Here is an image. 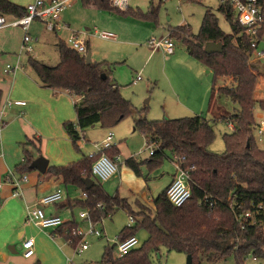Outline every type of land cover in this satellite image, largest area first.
I'll list each match as a JSON object with an SVG mask.
<instances>
[{"label": "trees", "instance_id": "trees-1", "mask_svg": "<svg viewBox=\"0 0 264 264\" xmlns=\"http://www.w3.org/2000/svg\"><path fill=\"white\" fill-rule=\"evenodd\" d=\"M82 3L116 12L118 16L143 19L153 25L156 24L159 11L151 5L146 13L129 7L119 11L111 7L107 0H82ZM260 4L264 14V0H260ZM217 12L225 16L232 34L226 35L219 29L216 15L209 8L204 12L197 35L192 34L188 26L170 30L171 35L172 32H185L187 37L181 41L188 47V54L213 73L214 81L208 102L210 119L202 115L170 120L147 119L145 108L136 110L129 100L122 97L119 86L106 74L104 63L86 64L85 57L73 51L66 40L57 39L55 43L59 56L57 65L49 66L28 59V64L44 87L67 91L78 97L79 100L74 104L76 122L64 125L76 149L86 129L97 124L102 128H114L124 119L137 115L134 129L147 143L157 144L145 163L159 165L164 152L168 151L170 162L177 161L188 172L190 199L180 207H173L167 201L164 190L154 200L151 216L145 209V213H133L124 199L107 195L91 177V165L102 153L110 158L119 154L115 146L91 157L83 156L79 162L69 166L50 168L49 173L60 177L64 183L83 188L87 197L80 205L88 211L93 222L118 209L133 218L135 225L124 227L119 233V241L135 236L139 228L147 233V240L138 249L115 261L111 257L112 249H105L102 260L107 264H150L148 253L157 252L160 247L169 252L190 255L192 264H202L203 261L214 264L223 261L228 255L235 256L236 264H242L243 258L250 253L259 258L264 257V148L256 145L252 134L256 125L254 109L264 112V100L253 97L257 78L264 77V66L259 71L255 65L249 64L252 54L250 38L232 22L230 7L226 4L219 6ZM24 13L25 8L9 0H0V15L21 17ZM263 34L264 27L258 32L257 38L261 39ZM209 42L220 43L222 52L206 54L204 46ZM222 76L233 78L234 85L218 88V96L229 100L236 110L230 114L220 110L219 114H212V101L217 82ZM219 121H231L235 132L222 135L224 150L215 153L209 148L215 140L214 126ZM31 162L32 158L26 156L21 165L26 167ZM140 165L132 158L125 161V166L137 176H140ZM85 178L94 181L89 189L82 183ZM204 197L214 203L212 207L208 206V202L200 204ZM98 204H102L104 209L99 210ZM258 205L263 207L259 214L255 213L260 227L240 230L230 206L240 211H253ZM76 226L69 223L57 228L71 246H75L78 240L64 235V232Z\"/></svg>", "mask_w": 264, "mask_h": 264}, {"label": "crops", "instance_id": "crops-1", "mask_svg": "<svg viewBox=\"0 0 264 264\" xmlns=\"http://www.w3.org/2000/svg\"><path fill=\"white\" fill-rule=\"evenodd\" d=\"M9 1L17 6L25 8L34 0ZM83 6L89 11H93L103 17L104 21L109 19L108 21L111 23L114 19L119 18L117 15L115 16L113 12L101 10L94 5L86 6L83 4ZM4 17L7 20H12L14 18L13 16ZM64 21L66 20L61 17L62 24L69 29V25L64 24ZM110 23L108 22V24ZM145 25L152 28L153 31H151V33L154 32L153 24H151V26L149 22H146ZM103 26L110 28V25ZM181 26L188 25L182 24ZM20 32L15 30V28H13V30L10 28L0 29V110L3 113L4 122V126L0 132V179H3L8 174H13L16 178H20L22 176L27 177L26 182L22 184L21 197L12 196L13 187L9 184L5 183L3 188L0 190V264H65L66 257H72L74 260L75 257L81 256V254L85 251L81 254H76L74 252V246H71L66 242L65 238L58 233L57 228L42 231L35 225L26 223V207L39 206L38 201L42 197L60 189L62 191V198L59 202L39 207L42 208L45 215L57 216L64 222L65 225L69 223L76 224L77 220L74 216L75 209L79 208V213H81L82 209H84L80 205L85 202V199L82 197V193H84L83 188L64 183L60 177L49 173L50 168L66 167L79 162L85 155L89 156L97 153L93 144L100 143L106 137L107 133H104V137L102 136L103 139L100 142H91L92 139H90V137L92 130L90 128L92 127H90L88 128L89 130L86 129L84 131L81 140L77 143L78 149L73 146L70 137L64 129V125L69 122H76L74 109L75 98L67 91H55L48 89L39 82L34 71L28 64V59L32 58L36 60L35 57L33 58L32 56H27V58L21 59L22 54H20V46L23 33L22 31ZM65 32H68L69 34V31ZM84 34L86 35L87 48L88 53H90L91 61L92 63L96 62L92 59L87 34ZM51 35L54 39V45L57 39L63 40L61 37H58L57 34ZM170 35L171 33L168 32V34L166 33V35L158 37L157 39L169 36L174 43L175 39L171 38ZM115 39L116 36L113 39L108 40H113L117 43L118 41ZM148 49L150 53H148L149 55L147 59H150L151 61L156 54L155 52L160 50H156L154 52L151 51L149 47ZM186 51L188 53V47ZM163 55L165 56L163 59V71H166V67L169 64V70L172 72L171 74L169 71H166V74L169 77L164 73L171 88L169 91L170 96L168 101L169 111L166 115L170 119L182 116L189 117L202 115L206 109L205 118L210 119L211 112L209 111L208 104H206V95L204 96L205 103L204 100L200 103L198 102L193 104L192 106H190V101L189 105L181 103L182 98L188 101V97L185 96V94L179 93L181 92V88L174 85L171 80V76L175 74L177 66V52L175 51V44L172 54L166 55L163 53ZM190 59L195 60L193 58ZM15 65L19 66V69L5 73L7 66H11L13 68ZM263 79L264 78L262 77L260 80ZM136 81H141V79ZM14 102H23L24 105L15 106L13 104ZM7 103H11V105H7ZM135 109L140 110L137 108ZM224 114L228 113L224 112ZM253 115L256 123L261 118H264V112L258 108L254 109ZM136 118L137 115H133L124 119L118 126H116L112 142L119 151L117 172L110 179L103 181L102 184H99L107 195L112 197L117 196L120 199H124L133 213L138 214L141 212L142 208H154V200L152 201V206H149L150 204L148 205V203H146V205L143 201L146 198L145 189L148 185L146 184V179L142 178L141 171L140 176H137L127 166L122 167V159L125 161L129 158L134 159L132 155H129L128 157L122 156V146L125 142H121L123 140L128 141L127 138L130 133L138 132L134 129V120ZM152 118L156 117L150 116V119H147L153 120ZM141 138L145 141L143 136ZM88 144L91 145L90 148H87ZM126 149L130 150L131 148L126 147ZM83 150H86L87 153ZM26 156L32 158V162L38 157L45 158L48 161L45 173H39L37 170L31 169V164L26 167L22 166L21 164ZM169 172L170 175H168L164 190H166L173 179V165ZM80 197L82 200L77 199ZM79 213L78 219L81 220L79 218ZM110 216L111 214L107 217ZM102 231L104 234L103 238H105V229L103 226ZM50 235H53V237ZM118 237L116 240H109L106 242L109 244L114 241L113 244L115 245ZM29 238L34 240V255L30 259H24L20 253L21 244ZM103 238L101 237L99 239ZM69 246L73 250L72 255H67V253L62 251L65 247ZM112 246L110 248L114 249ZM139 247L140 246L138 244L136 249ZM57 251L60 254L63 253L61 254V256L63 255V259L59 258L56 254Z\"/></svg>", "mask_w": 264, "mask_h": 264}, {"label": "rangeland", "instance_id": "rangeland-1", "mask_svg": "<svg viewBox=\"0 0 264 264\" xmlns=\"http://www.w3.org/2000/svg\"><path fill=\"white\" fill-rule=\"evenodd\" d=\"M150 5L159 10L156 24H154L153 33H151V31H153L152 28L145 25L147 21L131 16H118L116 12L114 14L119 17L118 19H114L111 23L108 21L109 19L104 21L103 17L85 8L81 3V0H72L71 4L64 9L60 17L66 20L63 23L69 25L71 31L77 33L84 32L87 34L92 59L96 62L104 63L106 74L109 75L111 80L119 86L120 93L124 99L131 101L137 109L145 108L146 117L149 119L150 116H154L156 117L152 118L154 121L164 119L170 120L166 115L169 111L168 101L170 96L169 91L171 89L166 78V71L170 72L169 64L164 72L163 59L165 56L161 50L157 52L154 51L156 54L151 61L150 59H147L149 55L148 53H150L146 46L147 40L154 37L158 38L164 36L166 33L168 34L170 30H173L182 24L188 25L191 33L197 35L204 12L207 8L211 9L216 15L218 27L224 34L230 35L232 34V31L225 16L222 13L217 12L219 6L218 0H201L200 2L183 0H166L164 2H160V0H128L129 8L140 10L142 13H146ZM108 22L110 24H108ZM149 24L151 25V23ZM103 25H110V28H106V26ZM10 29L13 30V28ZM15 30L19 32L22 31L20 28H15ZM103 31L115 35V40L118 42L116 43L113 40L102 39L96 34V32ZM28 33L33 39V52L30 55L22 54L21 59L27 58V56H32L45 65H57L59 62V56L57 48L53 44L54 39L51 35L52 33L47 32L44 26L39 22H34ZM57 35L65 41L68 32L61 31L58 32ZM170 36L175 39V51L177 52L176 72L171 76V80L174 85L181 88V92L179 93L185 94V96L188 97V101L182 98L181 103L189 105L190 101V106H192L193 104L202 102L206 95V104H208L214 81L213 73L208 72L209 69L198 61L190 59L192 57L186 51L187 46L181 41H177L187 37L185 32H172V35ZM258 49L264 50V34L262 35V41L259 43ZM249 64L255 65L260 71L264 66V59L253 61L250 58ZM170 73L172 74V72ZM137 76L141 78V81H136ZM261 78L262 77L257 78L254 87V93L256 92L257 95L255 93V96L253 95V97L256 100H264V79L260 80ZM233 85L234 80L230 76H222L219 78L216 86L217 89L212 101V114H219V110L220 112H227L230 114L236 110V106L226 98L222 96L219 97V91H217L218 88H230ZM74 98L79 100L77 96H74ZM216 98L218 99V102ZM202 115L203 117L206 116V109ZM217 117L218 116H216V118ZM115 128L116 126L114 128H102L99 124L93 126L90 128L92 130L90 137V139H92L91 142H100L104 137V133H115ZM214 132L215 140L209 150L215 153H221L224 150L222 135L229 132L226 123L222 121L217 122L214 126ZM252 134L256 145L259 148H264V135L259 142L256 132L253 131ZM141 137L142 136L138 132L130 133L127 138L128 141L123 140L121 142H125L122 146V156L128 157L129 155H132L137 163L143 165L139 168L142 178L146 179V184L148 185L145 189L146 198L143 201L145 204L148 203V205L150 204L149 206H152V201L155 200L166 187V180L168 175H170L169 171L172 169L170 162L171 155L168 151H165L159 165H147L145 161L149 159V153L146 148V143ZM90 147L91 145L88 144L87 148ZM126 147L131 149L128 150ZM86 150L83 151L86 152ZM85 157H87V155H85ZM124 161L125 160L122 159V167L125 166ZM97 182L102 184L101 181ZM77 199L82 200L81 197ZM150 208L151 209L142 208L141 211L144 212L145 209L148 211L147 214L152 216L154 208ZM78 210L80 209L76 208L74 212L75 219L77 220L76 224L79 228L85 230L86 223L78 219ZM82 211H84V209H82ZM128 225L129 216L121 210L114 211L110 217H105L102 226L105 229L104 232L106 237L103 238L104 234L102 237L103 239H97L92 236L87 237L88 250L81 254V256L75 257L74 262L80 263L82 261H87L91 264H107L102 261L103 252L105 249L110 248L114 241L109 244L106 241L116 240L120 231ZM134 225L135 224L133 223L132 226ZM135 237L139 241V246L147 240V234L141 228L136 231ZM62 251L67 253V255H72L73 252L70 246L65 247ZM20 253H22V250H20ZM56 254L59 258L63 259V255L61 256L63 253L60 254L57 251ZM111 257L113 261L118 259L117 253L114 249L111 250ZM148 257L150 264H185L186 261V255L172 251L169 252L163 247H160L157 252L150 251ZM253 257L256 256L251 253L246 255L243 258L242 264H264V257H256L255 261H253ZM202 264L207 263L203 261ZM214 264H236V259L234 255H228L223 261Z\"/></svg>", "mask_w": 264, "mask_h": 264}, {"label": "built area", "instance_id": "built-area-1", "mask_svg": "<svg viewBox=\"0 0 264 264\" xmlns=\"http://www.w3.org/2000/svg\"><path fill=\"white\" fill-rule=\"evenodd\" d=\"M166 0H160L164 2ZM195 2H200L201 0H192ZM219 6L228 5L231 9L232 22L237 24L243 32L250 38V48L252 49L251 59L253 61H260L264 59V50H259V43L262 41L258 39V32L264 27V14L262 12L260 0H218ZM72 0H34L32 3L25 7V13L21 17H14L12 20H7L4 16H0V29L2 28H20L23 31V37L20 46V54L30 55L33 52V39L29 36V29L34 22H39L44 26L45 30L52 34H58L61 31H69L66 38V44L75 52L81 56H86L88 53L86 35L84 33H77L70 31L61 22V13L71 4ZM111 7L124 11L128 8V0H108ZM96 34L102 39H113L115 36L109 32H96ZM147 46L151 51L161 50L164 54L170 55L174 50V43L169 36L162 38H150L147 41ZM19 69V66L15 65L13 68L7 66L5 73H9L12 70ZM141 78L137 76L136 80ZM78 101L75 99V102ZM15 106H23V102H14ZM11 105V103H7ZM226 125L228 127L229 133L235 132V127L231 121H227ZM4 126L3 113L0 110V132ZM254 131L256 132L259 142L261 137L264 135V118H261L255 125ZM114 133L108 132L106 137L100 142L93 144V147L98 152H103L108 148L115 146L112 142ZM146 143V148L148 150L149 156L153 154L157 148L155 143ZM91 154L90 157L95 155ZM119 161L118 155L113 158L108 157L102 153L91 165L90 174L91 177L96 181H106L115 175L117 172V162ZM174 168V176L166 188V198L169 204L173 207H180L185 202H187L191 197V190L188 183V172L184 171L177 161H171ZM27 180L26 176L16 178L13 174H8L3 179H0V190L3 185L9 184L13 187L12 196L21 197L22 196V184ZM82 197L85 199L87 196L82 193ZM62 198V191L57 189L55 192L42 197L38 201L39 206L51 205L59 202ZM211 201V200H210ZM207 201V197L200 202H208V206L212 207L213 202ZM39 206H27L26 207V223L35 225L42 231L48 229L59 228L64 224V222L57 216H47L44 214L43 210ZM97 208L103 210L104 206L98 204ZM231 212L234 216L236 224L240 230H245L249 227L259 226L260 222L255 218V213L259 214L263 210L262 205L256 206L252 210L240 211L230 206ZM79 218L86 223V229L82 230L78 226L72 228L69 232L65 231L64 235H70L76 238L78 241L74 246V252L76 254H81L88 249L87 237L92 236L95 238L103 237L102 223L104 218H101L97 222H93L88 211H82L79 213ZM134 223L132 217L129 216V225ZM53 237V235H50ZM66 242L71 245L70 241ZM138 240L135 236H131L125 240H117L114 245V250L117 253L118 258L125 256L134 249L138 247ZM22 257L24 259H30L34 255V240L29 238L22 242L21 244ZM253 261L256 258H252ZM65 264H91L87 261L81 263H75L72 257H66Z\"/></svg>", "mask_w": 264, "mask_h": 264}, {"label": "water", "instance_id": "water-1", "mask_svg": "<svg viewBox=\"0 0 264 264\" xmlns=\"http://www.w3.org/2000/svg\"><path fill=\"white\" fill-rule=\"evenodd\" d=\"M204 51L206 54H218L222 52V45L220 43L209 42L205 44ZM85 62L86 64L92 63L90 53H87V55L85 56ZM101 77L105 78V75H102ZM47 165L48 161L45 158L38 157L31 163L30 168L37 170L39 173H45ZM82 183L86 189H89L94 184V181L90 178H85L82 180ZM113 247L114 244L112 248ZM185 264H192V258L190 255H186Z\"/></svg>", "mask_w": 264, "mask_h": 264}]
</instances>
